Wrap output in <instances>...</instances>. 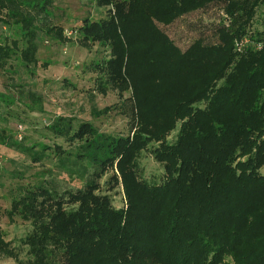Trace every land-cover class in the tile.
I'll list each match as a JSON object with an SVG mask.
<instances>
[{
  "label": "trees",
  "instance_id": "trees-1",
  "mask_svg": "<svg viewBox=\"0 0 264 264\" xmlns=\"http://www.w3.org/2000/svg\"><path fill=\"white\" fill-rule=\"evenodd\" d=\"M94 1L101 16L69 19L81 22L70 37L53 21L59 0H0V147L31 163L0 165V261L264 264V0ZM212 4L227 16L214 45L182 51L159 28ZM47 41L94 55V91L121 102L90 113L116 110L128 133L47 112ZM52 161V177L79 186L27 175ZM4 220L31 229L9 240Z\"/></svg>",
  "mask_w": 264,
  "mask_h": 264
},
{
  "label": "rangeland",
  "instance_id": "rangeland-1",
  "mask_svg": "<svg viewBox=\"0 0 264 264\" xmlns=\"http://www.w3.org/2000/svg\"><path fill=\"white\" fill-rule=\"evenodd\" d=\"M56 8L53 10V21L55 23H62L67 29V35L73 37L75 33H72L69 27L81 24L80 19L87 17L88 15L93 18H99L102 11L94 0H59L56 4ZM58 8L60 10H58ZM221 4H212L204 9L187 14L176 20L172 25L163 26L159 25L161 31L167 34L174 44L182 51H186L190 45L198 40L203 39L208 45H214L217 42V36L215 31L222 23L224 16ZM79 19L69 22V19ZM225 19V18H224ZM68 22V23H67ZM80 22V23H79ZM230 24V20H227ZM93 54L87 50L82 49L75 42H70L68 46H57L51 41L45 42L40 50V59L42 62L50 61L52 65L48 70L39 69L40 81L39 92L43 94L45 99L47 112H53V107L58 108V113H71L79 115L80 119L89 120L95 123V125L105 132H115L117 134L128 133L127 119L120 114H117L116 110H113L107 117L98 118L91 115L93 109L99 110L109 105H117L120 103L119 96L116 93L111 92L106 97H102L94 91V77L95 74L86 68V64L90 63L93 58ZM102 56L99 54L97 57ZM68 84V86L65 85ZM72 85L75 88H73ZM165 85L168 86L167 83ZM75 89V90H74ZM163 89V87H161ZM176 93V92H175ZM171 91L167 92L165 96H174ZM164 96V97H165ZM163 97V99H164ZM173 98V97H172ZM162 99V100H163ZM128 115L131 113V103H128ZM40 117V115H34ZM43 117V116H42ZM44 120L50 121L53 117L51 115H44ZM42 121V120H41ZM9 128L14 129L13 122L8 124ZM31 135V134H29ZM171 137L173 138L174 136ZM3 158L4 162H0L2 167H6L11 170V166L8 165L10 160H14L20 165L22 163L31 164L26 162L25 156L12 149L0 147V161ZM148 172L155 169L157 165L152 159L144 161ZM45 166L38 165L34 170L27 175L31 176L37 171H44V175L47 179L54 182L55 186L59 189H70L78 187L79 184L76 180H72L67 177L66 173L59 171H53L52 174L47 172L52 165L53 161L44 164ZM162 170V167H161ZM163 172V171H162ZM264 175V168L262 169ZM123 198V194L116 195L115 201L119 203ZM124 201V199H123ZM3 229L8 235L9 240H18L26 233H28L31 227L28 224L17 222L13 225H9L4 220ZM0 264H16L15 262L7 259L0 261ZM225 264H233V262L227 261Z\"/></svg>",
  "mask_w": 264,
  "mask_h": 264
}]
</instances>
